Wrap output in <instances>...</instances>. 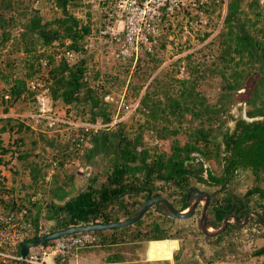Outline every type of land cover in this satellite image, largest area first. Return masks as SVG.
Returning a JSON list of instances; mask_svg holds the SVG:
<instances>
[{
	"label": "rangeland",
	"instance_id": "374dc122",
	"mask_svg": "<svg viewBox=\"0 0 264 264\" xmlns=\"http://www.w3.org/2000/svg\"><path fill=\"white\" fill-rule=\"evenodd\" d=\"M229 1L202 0L201 2L200 0H195L196 4H191L171 16V18L164 19L159 25V34L155 37L154 44H152L155 56L152 60H149L150 64L148 65L144 58L141 60H134L132 58L123 60L116 57L113 51L118 45L108 38L97 37L95 35V29L101 24L102 14L106 5H112L114 0H74L73 3L77 2L78 4L70 6V10L81 20L84 22L90 20L92 24L93 32L87 37V43H85V48L87 49L85 54L88 58L86 77L90 85L97 89H100V87L108 89V93L114 96V100L123 98L125 103H134L136 99H140L144 95L147 84L150 83V97L157 100L159 106L162 108L161 114L163 115L160 119L151 120L150 124L155 123L159 126L166 125L168 128L176 127L179 129L175 137L165 138L164 145H161L159 151L171 153L174 145L184 143L190 137L189 131L199 127L200 123H202V121L194 119L190 111H185L181 119H177L178 114L167 113L170 109L168 107V97L178 96L180 90L184 87L179 82L181 80L186 81V86L194 87L195 91L205 97L209 105L219 104L221 95L225 92L227 93L230 101L226 103L224 114L216 116L210 126L212 128L211 137L216 140H221V133L225 127L228 126L230 129H233L238 118L264 119V86L259 84L262 74L260 71L261 63L255 62L250 65L246 62V58H244L243 62H239L236 65L238 59L236 56L234 58L233 52L221 56V53L224 51H222V44L224 43L223 35L228 29L225 19L228 18L226 14ZM19 5L20 9H22L21 11L27 13V15L37 10L42 16L43 21L61 16L62 14L61 9L54 0H20ZM88 13L90 17H88ZM9 14L14 15L16 18V26L12 29V32L16 36L5 44L0 43V87H4L5 85L2 79L6 75L5 69L7 65L13 64L12 61H14V72L20 74L21 64L19 62L27 55L23 51L21 41L16 39L21 31L22 23L27 19L26 14L18 15L15 9L7 11V16ZM235 15L239 17L241 23L245 25L249 33L261 41V46H263L264 50V0H240ZM58 47L61 49L58 41H54L49 46L51 50L53 48L58 49ZM44 49V46L34 48L35 52H42ZM56 57L60 56L57 54ZM235 68L241 69L239 71L243 76L236 77L238 81H241V85L238 88H230L226 86L227 81L222 79L221 73H224L228 80L233 83L232 72ZM155 78L158 80L156 81ZM262 83L264 85V79ZM256 89L258 94L255 92ZM253 99H255L254 102L252 101ZM3 106L5 107L3 103L0 104V111L3 109ZM55 106L59 110L65 109L62 103H56ZM255 107H262L263 114L249 116L247 112L253 111ZM33 109V103L22 101L13 105L8 110V113L27 114L29 111H33ZM78 110L81 111L80 113L83 117L80 118L78 116L79 120L83 119L85 121L86 117L83 114L86 109L82 110V108H79ZM147 111V108L141 105L139 101L135 110L130 111L122 108L119 113V116L121 115L120 121L123 122V129L130 139L135 138L143 129V138L144 142H146L143 145L151 143V127L145 125ZM20 117L27 123L26 131L24 132L27 143H31L30 141H32V144H30L32 147L35 146L34 148H37L39 151H44L42 154L43 163H45L42 167L44 174L40 173L29 184V191H32L27 192L24 197H21L22 199L20 198L21 202L28 203L31 206L32 214L37 209V206L44 208V210L40 208V213H43L41 216L43 219L39 223L40 226L35 230L40 235L48 231L50 232L56 227V219L47 216L52 184L55 181L62 182L65 184L63 187L70 191V195L75 194L85 188L89 182L88 176L90 174L101 173L100 181L105 179L106 170L103 167L107 158L104 155L98 154L93 155L91 159H85L67 149L65 153L66 157L64 156L65 158L61 159L57 166H53V153L58 148L50 146L47 141L55 137L52 136L51 138L47 136V133H45V137H42L41 132L32 127L33 124H31L29 119L25 118V116ZM208 122L205 120L203 126L208 127ZM17 124L13 123L14 126ZM141 126L144 127L141 128ZM111 127L112 130H116L118 125L113 124ZM33 139L36 141L35 144H33ZM199 156L203 158V162L209 163L210 169L214 173H221L222 160L210 158V156L204 157V150L203 154ZM74 173V178L70 179L69 175ZM261 175L258 183L264 185V173ZM46 176L48 177L46 178ZM253 177L249 169L241 170L240 178L237 179L235 177L229 186H227V189L221 192L222 195L216 193L214 197L216 196L217 199H220L228 190L238 197H244L246 184ZM188 179V187H199L201 185H196L197 180L192 175ZM1 184L2 176L0 174V198L3 199L1 193L5 191L1 187ZM202 186H205V188ZM202 186L200 188L212 192L213 188L211 184L210 186H206L205 184ZM157 190L160 195L166 196L178 210L182 207V192L173 183H161L157 187ZM32 193H35L38 198L32 200L30 197ZM246 200L249 208L257 209L260 208L259 203L264 201V197L260 198L258 194H253ZM122 201L126 205V210L133 211L134 213L143 201V197L134 198L132 195H126L122 198ZM3 202L7 206H10L6 200H3ZM12 202L15 204L16 200ZM116 208L117 205L111 206L112 211H116ZM118 211L122 213L121 210ZM212 216V210L210 209L209 225H219V223H216V225L210 224ZM121 219H125V217ZM197 219V213L186 219L171 217L160 212L157 205H153L142 216L141 220H138L140 223L135 222L124 227L105 229L99 232L101 240L97 245L80 248L74 252L77 263L164 264V262L160 261L144 262L141 259L146 256H149L146 260L151 261L171 259L168 256L170 255L175 264H196L198 263V258H196L197 253L202 260L210 261V251H207V249L209 248L210 239L214 238L228 243V245L235 249L241 250V243L236 241L233 236V231L235 229L238 230L240 227L231 225L218 236L206 238L197 226ZM154 222L161 225V231L165 238L168 239H151L148 241L143 236L150 234L151 225ZM253 223L254 221L250 219L245 227L249 228ZM138 231L141 233V236L137 237L136 233ZM177 236L181 243V248L176 253L174 252L173 255L175 256L173 257L172 250L177 247V241L170 238ZM234 243H239V248ZM141 245L143 246L141 247ZM148 251L149 253L145 254ZM215 253H219V250ZM51 258L50 255L47 256V263H50ZM76 258H74L73 254L68 264H76ZM8 264L19 263L10 261Z\"/></svg>",
	"mask_w": 264,
	"mask_h": 264
},
{
	"label": "trees",
	"instance_id": "16d2710c",
	"mask_svg": "<svg viewBox=\"0 0 264 264\" xmlns=\"http://www.w3.org/2000/svg\"><path fill=\"white\" fill-rule=\"evenodd\" d=\"M54 1L62 11L61 16L43 21L37 10H34L30 15L21 11L20 0H0L1 44H5L16 36L12 32V29L16 26V18L11 14L7 16V11L15 9L18 15L26 14L27 18L22 23L21 31L16 38L21 41L23 51L27 55L19 62L21 64L20 74L14 72V61H12L13 64H8L5 69L6 75L2 79L5 85L1 88L2 91H9L11 98L3 101V104L8 109V107L20 102L22 94H24L23 100L25 102H32L33 92L27 89L26 82L28 79L42 73L53 105L62 103L67 113L76 114L75 116H80V118L83 117L78 109H86L83 114L86 117L84 120L91 123H109L116 111V103L105 101L103 95L109 90L103 87H100V89L93 87L86 77L88 58L85 54L87 51L85 43H87V37L93 32L92 24L90 20L84 22L70 10V6L78 4L77 2L73 3L74 0ZM239 2L240 0H230L227 5L226 15L228 18L225 19V22L228 29L223 35L222 51H224L221 56L233 52L234 58L236 56L238 59L236 65L243 62L244 58L250 65L260 62L262 74L259 84L264 86L262 85L264 79L263 46H261V41L253 37L245 28V25L241 23L239 17L235 15ZM109 7L110 5H106L101 24L96 27V31L104 25L103 17L107 15ZM88 17H90L89 13ZM54 41H58V45L61 49H64L61 50L58 47V49L53 48L51 50L49 46ZM37 46H44L45 49L42 52H35L34 48ZM65 49L72 50L77 57L73 60H67L63 55L56 57ZM154 56V50L147 51L144 49L139 52L136 60L144 58L148 65L150 64L149 60H152ZM40 58L47 60V65L44 68L40 63ZM239 70L241 69H233V83L228 80L224 73H221L222 79L227 81L226 86L238 88L241 85V81L236 78L243 76ZM179 82L184 87L180 90L178 96L168 97V107L170 109L167 113L178 114L177 119H181L185 111H190L194 119L202 121L199 127L191 131L188 130L190 132L189 139L182 144L174 145L171 153L159 151L161 145H164L165 138L175 137L179 129L176 127L168 128L166 125L159 126L155 123L150 124L151 120L160 119L163 115L161 114L162 108L157 100L150 97L151 84L148 83L146 92L140 97L139 101L148 110L145 125L151 127V143L143 145V143H146L143 138V129L135 138L130 139L123 129V122L120 120L115 123L118 125L116 130H112L111 126H107L92 132L89 144L84 147V153L80 157L91 159L93 155L106 156L107 161L103 167L106 170V177L100 181L101 173L90 174L88 176L89 182L85 188L71 195L70 191L63 187L64 183L55 181L50 189L51 198L48 201L47 211V216L56 219V227L51 231L70 225L110 222L120 220L123 217L127 218L132 215L133 211L126 210L122 198L126 195H132L134 198L143 197L144 201L148 197L160 195L157 187L161 183L171 182L177 189H180L182 192V207H186L188 203L185 202L184 197L189 188L188 177L191 175L199 181L207 180L208 184L219 186L213 193L223 192L227 189L238 171L241 170L249 169L257 180L260 179L261 174L264 173V119L248 121L244 118H238L234 128L225 127L221 133V140H216L211 137L212 128L210 126L216 116L224 114L226 103L230 101L227 93L221 95L219 104L209 105L205 97L195 91L194 87L186 86L185 80ZM255 92L257 93V89ZM252 101L254 102L255 99ZM247 114L251 117L256 114H263V109L262 107H255L253 111H248ZM11 117L9 119H16L18 127L21 128L25 124L22 117ZM80 118L78 117V119ZM205 120L209 121L208 127L203 126ZM143 127L141 126V128ZM40 132L42 137L46 136L44 132ZM155 140L161 144H157L154 142ZM47 142L50 146L57 147V150L63 156L66 155L68 149L66 144L63 145L61 141L59 142L55 138L49 139ZM202 147L204 157L210 156V158L222 160L220 174L207 168L206 179L200 177L199 174L203 171V166L201 163L198 165L194 161L196 156L193 153L200 152L203 154ZM5 152H7V149L3 148L0 143V164L3 160L2 155ZM40 173L39 169L32 167L34 178H37ZM74 176L75 173L69 175V178L73 179ZM225 193L223 197L210 206L213 215L212 220H210L212 225L220 223L226 215V209L233 205L239 210L242 208L248 210L246 199L253 194H258L260 198H263L264 188L255 185L247 189L244 197H238L230 190ZM114 205H117L116 211L111 210V206ZM259 207L264 209V204L259 203ZM40 208V206H37L35 214L29 213V218L35 225L36 230L41 216ZM118 210H121L122 213ZM138 222L140 223V221ZM151 226L150 234L148 236L143 235L147 240L165 238L159 223L154 222ZM37 232L34 237L39 235ZM96 232L99 233L102 230H96ZM136 236H141V233L138 231ZM254 253H264V247L259 248ZM15 263L21 264L20 262Z\"/></svg>",
	"mask_w": 264,
	"mask_h": 264
},
{
	"label": "built area",
	"instance_id": "2783aa9c",
	"mask_svg": "<svg viewBox=\"0 0 264 264\" xmlns=\"http://www.w3.org/2000/svg\"><path fill=\"white\" fill-rule=\"evenodd\" d=\"M191 4H196L195 0H114L108 8L107 15L103 17L104 25L96 31V36L108 38L118 45L113 51L116 57L136 60L140 51L152 50L155 37L159 34L160 23ZM58 55L65 56L67 60L77 57L75 52L69 49ZM39 60L44 68L47 60L45 58ZM26 86L33 92L31 102L34 105L33 111L27 114H9L13 117L25 116L33 124V128L47 133L51 138L55 137L77 156L84 153L83 149L89 144L92 132L115 124L121 119L119 113L122 108L133 111L139 104V99L134 103H125L123 98L114 100V96L107 92L103 95V99L116 103L112 120L109 123H91L86 120L81 121L77 116L67 113L65 109L59 110L53 105L42 73L28 79ZM10 98L9 91H2L0 87V104ZM20 98V102H25L24 94ZM154 142L161 144L157 140ZM53 154V166H57L60 160L66 157L57 149ZM193 155L197 154L193 153ZM3 200L0 198V264H8L10 261L21 262L22 257L19 252L21 245L32 239L36 233V227L29 218L30 205L25 202H15V204L11 202L12 204L7 206ZM39 226L40 224L37 228ZM258 227L259 224L254 222L249 229ZM100 240L101 237L96 230L64 234L31 246L25 261L27 264H63L74 250L97 245ZM48 255L52 257L50 263H47Z\"/></svg>",
	"mask_w": 264,
	"mask_h": 264
},
{
	"label": "crops",
	"instance_id": "0c3cea01",
	"mask_svg": "<svg viewBox=\"0 0 264 264\" xmlns=\"http://www.w3.org/2000/svg\"><path fill=\"white\" fill-rule=\"evenodd\" d=\"M8 110L9 109H7V107L3 106V109L0 111V143L3 146V148L7 149V152L3 153L2 155L3 160H2V163L0 164V174L2 176L1 187H3L5 191L4 193H1V196L4 200L9 202L8 204H12L11 202L15 200L16 202H21L20 198L24 197L25 194H27V192L32 191V190L29 191L30 190L29 184L35 180L32 174V167L36 168L37 170L39 169V171L43 173L42 167L45 165V163H43V155H42L44 151H39L37 148H34L35 147L34 145H33L34 147H32L30 145L32 144V141H30L31 143H27L26 141V135L24 132L26 131L25 129H26L27 123L25 122V124H23L21 128L18 127L17 125L14 126L13 123H17V121L15 118H13V116L11 117L13 119H9L11 114L8 113ZM34 140L35 139H33V142H34L33 144L36 143V141ZM198 154L200 155L201 153L197 152V155L195 158H197L198 160L196 159V162L198 165L201 163L203 166V171L199 175L200 177H202V179H206L207 177L206 170L207 168L210 169V165L209 163L203 162V158H201V156H199ZM240 172L241 171H238V174L235 176L237 179L240 178ZM47 177L48 176H46V178ZM260 179L257 180L254 176L250 180V182L246 184L245 190L247 191V189L255 185H259L260 187L264 188L263 184L258 183ZM207 183H208L207 180H201V181L197 180L196 185L201 184L199 186L200 188L204 184L207 186ZM202 187L205 188V186H202ZM212 188H213L212 189V192H213L217 190L219 186L212 185ZM212 194L216 195V193H212ZM219 194L222 195L221 192H219ZM30 197L32 198V200H34L35 198H38L36 197L35 193L34 194L32 193ZM217 200H219V198L217 199L215 196L210 201V206L212 203H214ZM261 203L264 204V201H262ZM41 209L44 210L43 207ZM179 210L185 211L186 207H180ZM33 212L35 214V210ZM30 213H32L31 206H30ZM42 214L43 213H41V216ZM41 216L39 217V223L41 219H43ZM233 233H234L233 235L234 239L238 241L239 243H241L242 246H240L239 243L237 244L234 243V245L238 248L240 246L241 250L235 249L234 247L228 245V243L218 241L213 237L214 239H210L209 248L207 249V251H210V259H209L210 261L202 260L199 254L197 253L196 258H198L197 259L198 263L196 264H264V253H261V254L254 253L259 248L264 247V227L259 226L256 229H249L245 227L244 225L242 227L240 226L238 230L235 229ZM162 239H168V238H162ZM170 239H175L177 241V247L172 250V255H173L174 252L176 253L178 249L181 248V243L179 241L178 236L170 238ZM142 246L143 245H141V247ZM218 250H219V253H215ZM75 251L76 250H74L68 256L67 260L63 264H68V261L73 254H74V258H76V254L74 253ZM148 253L149 251L145 254H148ZM168 256L171 259H160V260L151 261V260H146V258L149 257V256H146L142 258L141 260H143L144 262L160 261V262H164V264H175L174 261H172V257L170 255ZM75 262L76 264H79L77 263V258L75 259Z\"/></svg>",
	"mask_w": 264,
	"mask_h": 264
},
{
	"label": "water",
	"instance_id": "95a60500",
	"mask_svg": "<svg viewBox=\"0 0 264 264\" xmlns=\"http://www.w3.org/2000/svg\"><path fill=\"white\" fill-rule=\"evenodd\" d=\"M248 121L254 120V118H245ZM213 194L206 189L199 188L197 186H190L186 191V202H189V205L186 207V211H180L176 206L163 195H155L146 198L135 212L125 218L117 221L110 222H95L87 224H78L70 225L65 228L56 229L44 234H40L37 237L30 239L29 241L24 242L20 247V255L22 257L21 264H27L25 257L28 254L29 248L39 242L50 240L64 234L86 231V230H105L124 227L130 224H134L148 211V209L153 205H158V210L168 216L186 219L191 217L196 213V208L198 204H201V212L197 219V226L200 231L205 235L206 238L214 237L224 232L229 224L235 226H244L248 223L250 216L254 217L258 224L264 226V215L261 211L255 209H248L244 212L243 216L240 218L239 213H228L220 221L219 225L211 226L209 225V205ZM230 209V208H229Z\"/></svg>",
	"mask_w": 264,
	"mask_h": 264
},
{
	"label": "flooded vegetation",
	"instance_id": "af4514ba",
	"mask_svg": "<svg viewBox=\"0 0 264 264\" xmlns=\"http://www.w3.org/2000/svg\"><path fill=\"white\" fill-rule=\"evenodd\" d=\"M207 185H210V184H208L207 183ZM215 195V194H214ZM214 195H213V197H214ZM185 196H186V194H185ZM184 199H185V197H184ZM211 200H212V198H211ZM185 202H186V199H185ZM186 203H188L187 205H189V202H186ZM158 206V205H157ZM158 208V207H157ZM230 208V209H229ZM229 208H227L226 210H227V212H226V215L228 214V213H239V217L241 218L242 216H243V214H244V212L247 210H245V208H242V209H240L239 210V208L237 209L236 207H235V205H233V206H231V207H229ZM249 209H252V208H249ZM245 210V211H244ZM255 210H259V211H261V213H262V215H264V209L263 208H257V209H255ZM209 211H210V205H209ZM200 212H201V204L199 203L198 204V206H197V208H196V213L198 214V217H199V215H200ZM195 213V214H196ZM253 220L254 222H256V220L254 219V217H252V216H250L249 217V219H248V223H249V220ZM257 223V222H256ZM231 225H233V224H229L228 226H231ZM228 226H227V228H228ZM233 226H235V225H233ZM259 226H261L260 224H259ZM264 227V226H263Z\"/></svg>",
	"mask_w": 264,
	"mask_h": 264
},
{
	"label": "clouds",
	"instance_id": "9594fccd",
	"mask_svg": "<svg viewBox=\"0 0 264 264\" xmlns=\"http://www.w3.org/2000/svg\"><path fill=\"white\" fill-rule=\"evenodd\" d=\"M186 207H187V206H186ZM186 210H187V209H186ZM186 210H185V211H186ZM20 263H21V262H20Z\"/></svg>",
	"mask_w": 264,
	"mask_h": 264
}]
</instances>
